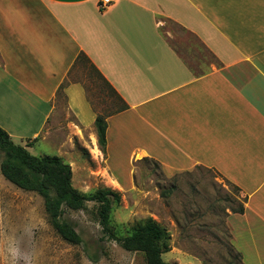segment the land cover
<instances>
[{"label":"crops","instance_id":"1","mask_svg":"<svg viewBox=\"0 0 264 264\" xmlns=\"http://www.w3.org/2000/svg\"><path fill=\"white\" fill-rule=\"evenodd\" d=\"M165 21L218 66L195 72ZM82 55L121 102L106 119L104 152L100 112L85 82L70 78ZM67 81L72 132L89 137L96 164L62 152L74 186L78 163L83 179L106 187L131 185L137 158L168 178L213 170L247 199L244 214L227 216L233 246L244 264H264V0H115L105 10L101 0H0V127L20 144L39 139Z\"/></svg>","mask_w":264,"mask_h":264},{"label":"rangeland","instance_id":"2","mask_svg":"<svg viewBox=\"0 0 264 264\" xmlns=\"http://www.w3.org/2000/svg\"><path fill=\"white\" fill-rule=\"evenodd\" d=\"M164 28L195 72L203 73L218 66L205 46L180 27L165 21ZM70 78L85 82L89 97L101 114L121 108L116 94L91 64L81 62ZM54 105L56 116L43 136L32 144L15 143L30 145L34 156H59L67 150L76 152L79 160L95 166L87 148L89 137L78 138L72 132L76 124L63 93L57 95ZM4 158L0 150V164ZM79 164L74 186L79 191L90 195L99 188H109L120 194L121 202L114 207L111 218L118 235H130L136 225L151 218L171 236V250L163 255L166 262L241 264L232 247L227 214L239 206L244 196L220 174L198 167L190 173L168 178L156 162L137 158L132 163L131 185L106 187L97 180L83 179ZM63 209L61 220L78 232L81 244H70L56 232L40 195L19 189L0 171V264H146L144 254L129 252L105 235L96 203L89 202L80 211L65 205Z\"/></svg>","mask_w":264,"mask_h":264},{"label":"trees","instance_id":"3","mask_svg":"<svg viewBox=\"0 0 264 264\" xmlns=\"http://www.w3.org/2000/svg\"><path fill=\"white\" fill-rule=\"evenodd\" d=\"M79 61L89 63L84 55L79 57ZM91 66L101 76L97 69L93 65ZM101 78L104 80L102 76ZM105 83L119 99L107 81ZM67 84L68 81L61 86L59 93H63ZM124 108L127 106L125 105ZM108 116L109 113H99L95 123L98 144L103 152L107 145L108 124L106 119ZM37 140L29 142L32 144ZM29 147L30 145L22 146L15 143L11 136L0 127V150L5 154V158L0 164L1 174L19 189L37 193L44 199L50 222L65 241L74 245L82 242L78 232L71 225L61 220L64 214L63 206L65 205L74 211H80L86 208L87 203L94 202L99 206L100 225L110 240L119 243L129 252L144 254L146 264H171L163 259V255L171 250V236L158 222L148 218L136 225L130 235H118L111 223L114 207L121 202V196L118 192L109 188H99L90 195L82 193L73 185L71 165L58 156H34L28 150ZM236 188L240 190L238 187ZM240 200L239 206L232 209L231 213L240 215L245 213L247 199ZM232 247L237 252L240 263L244 264L242 254L235 249L233 244Z\"/></svg>","mask_w":264,"mask_h":264},{"label":"built area","instance_id":"4","mask_svg":"<svg viewBox=\"0 0 264 264\" xmlns=\"http://www.w3.org/2000/svg\"><path fill=\"white\" fill-rule=\"evenodd\" d=\"M115 0H101V9L105 10L114 4Z\"/></svg>","mask_w":264,"mask_h":264}]
</instances>
